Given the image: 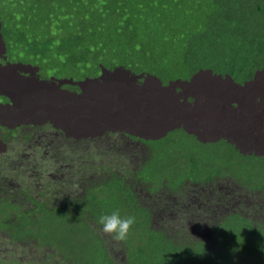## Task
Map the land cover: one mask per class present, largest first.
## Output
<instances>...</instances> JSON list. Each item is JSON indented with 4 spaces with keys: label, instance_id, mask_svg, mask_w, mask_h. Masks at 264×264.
Returning a JSON list of instances; mask_svg holds the SVG:
<instances>
[{
    "label": "clouds",
    "instance_id": "1",
    "mask_svg": "<svg viewBox=\"0 0 264 264\" xmlns=\"http://www.w3.org/2000/svg\"><path fill=\"white\" fill-rule=\"evenodd\" d=\"M1 1H3V13L0 12V39L3 55L0 59V113H3L4 117L9 118V120L5 124L0 123V157L4 154L0 159L7 161L9 167L11 165L22 166L23 160L32 159L31 164L33 166L40 162L41 167H51L53 172V167H58V171H60L63 168L62 163L80 164L79 168L83 170H86L87 165L90 167L107 165L106 167H109L126 164L136 168H133L129 174L130 178L134 176L131 181L124 177L119 178L121 180L114 177V179H110L112 176L109 177L107 183H103L100 179L93 180L91 183L77 180L72 190L78 186L77 192L85 191V195L76 196L77 198H71L70 191L66 186L63 188L68 194L61 192L56 187L52 189L48 186L47 188L50 190L44 189V195L36 198L30 194L28 189L21 191V187L18 185H16L15 192L6 190V183L17 177L8 172L5 177L0 179V211L2 210V202L7 201L5 205L10 206L7 211L9 217L0 227V232L9 235L14 241L12 244L22 243L24 245L19 250L11 246L14 252L10 249L4 252L3 257L0 258V264H36V262L37 264H52L54 248L48 241L49 238L56 240L59 245L62 259L57 262L58 264L61 262H69L70 264L82 262L80 259V242L90 230L98 237V240L91 239L90 244L95 245L100 242L107 255V249L111 247L112 243H117L120 246L127 245L129 251L127 263L129 264L128 260L132 257L131 244L145 235L143 223L148 225L151 231L163 233L167 238H171L175 244L183 243L188 238H197L193 236L192 232L178 230L174 239L167 234L168 227L161 226L164 225L162 219L169 216L164 217V215L172 211V207H175L168 204L164 206L158 204L163 203L165 199V194L163 195L159 189L160 182L164 177L170 179V186L173 191H179L186 183L204 184L212 179H222L231 174L239 179L240 175H236V171L243 173L244 176L256 178L253 174L254 166L260 167V162L264 161V158L254 157L250 155L251 153H244L226 141H221L218 144H205L204 140L196 134L198 132L192 129V126L197 124L196 121L184 124V119L188 113L190 116L197 115L202 110L198 105L192 108L195 113L182 108V103L176 97L178 93L174 86L183 85V87H187L194 82V78L199 79L202 76L201 73H209L222 83L229 81L239 86L241 91L249 90L251 92L250 84L254 83L257 79L256 76L264 70V66L251 74L240 73L241 76H238L235 73L237 65L228 61L226 72L223 74L218 73L219 64H214L211 65L212 68L190 70L179 76H175V73L168 69L165 76H159L154 71L150 61L151 51L156 49L157 44L153 34L141 33L140 28L137 36V27L132 24L134 17L123 14V12H121V17H112L111 21L106 23L104 19L97 18L95 14L99 10L95 7V10L90 12L91 15L93 14L92 16L96 17L93 24H97V29L106 31L109 36L116 40L115 44L108 46V60L96 62L89 59V63L70 60L63 70L56 71L55 66L52 69L47 66V57L44 56V52L47 43L54 42L52 35L57 28L45 27L42 36L35 35V33V39L28 43L25 58L23 60L12 58L14 48L12 43L22 45L23 40L18 30L14 29L10 23L11 17L4 13V6L20 8L25 5L16 6L13 2ZM198 1L202 2L203 0ZM124 33H130L131 36L121 37L120 35ZM203 35L194 38L193 42L202 39ZM190 46L185 45L184 48ZM189 61L190 64L187 67H191L193 62L195 64L193 59ZM46 71L49 74H46ZM62 83H68V85L62 86ZM259 83H263V81ZM46 85L49 88L54 86L55 99L51 106L52 112L46 114L44 123H40L38 118L34 120L32 118L35 115V109H39L38 106L47 101ZM261 85L259 89L264 86V84ZM58 92L67 96L64 102H59L57 99L56 93ZM195 95L188 92L187 97H194ZM192 97H190L189 102H192ZM114 98V106L121 105L124 113L122 124L115 127L112 132L104 130L95 133L93 138L88 134H82L77 142H72L65 136L67 127L61 124L60 119L74 114V105L86 115V119L82 120L81 123L90 125L97 122L98 113L112 103ZM48 102L51 101L48 100ZM56 102L62 103V105L59 106L55 104ZM241 103L245 105V102ZM14 104H19L30 111L32 113L31 118L28 119L30 113H22L19 117L18 113L22 108L14 110L12 107ZM165 107H172L173 111L178 114L170 124L158 123L156 119L157 113ZM42 109L44 110V108ZM109 115L112 117L113 113L110 112ZM50 119L53 120L54 127L47 123ZM256 124V131L264 135V115H261V121ZM110 133L121 135L126 141L125 147H123V141H113L115 135ZM156 134L163 136L153 139L152 137ZM189 139L196 140L199 146L190 144ZM59 143L63 146L60 151L55 148V145H60ZM237 143L246 148L263 145V142L260 143L256 136L251 135L249 144H247L246 138H241ZM181 145L185 149H182ZM98 147H108L111 158L101 159L100 154L103 155V153L98 150ZM222 150L223 156L217 155ZM226 150L234 161L233 171L227 172L229 168L224 166L204 180L200 176L203 172L198 168L193 170L177 169L171 174L169 172L168 162L175 160L179 163L178 157L182 154L188 158L192 157L193 162L205 157L211 162H216L215 158L217 161L224 158ZM262 151H264V147ZM236 157L246 163L242 166L246 167L242 169V172L238 168ZM254 159L257 160V163ZM101 168L104 169L105 174L112 175L104 166ZM262 173L260 172V174ZM106 177L104 176V179ZM262 177L264 178L263 175ZM115 182L121 183V191L115 190ZM127 182L129 184H126ZM140 187H142L141 191ZM110 188L114 189L118 195V199L112 201L111 213H106L99 207L92 210H100L102 215L95 217L90 213L86 216L84 211L76 208L77 202L86 203L85 200L91 191L106 198V191ZM52 190L56 192H52ZM252 190L255 191V189ZM144 191L149 194L153 192L157 199L154 201L144 200L142 197ZM122 195L125 196L122 197ZM26 203L30 204L32 209L22 213L20 208L24 207ZM141 203L144 204V207L140 205ZM119 206L128 214L115 209ZM147 206L156 208L153 213L155 214V227H158L157 229H153L152 214ZM140 209H142V217L135 215V212ZM177 212V214H181L182 210L178 209ZM229 214L238 213L227 211L226 214L211 223L213 245L204 241L210 249L216 245L215 227L220 228ZM71 225H83L86 228L79 235H72V239L68 243ZM45 227L49 229L48 232L44 231ZM98 227L101 228L103 236L98 232ZM86 230L88 231L86 232ZM26 245L33 249L32 254L35 256L36 262L24 253ZM41 249L43 255L40 254ZM10 254L16 261L7 259V255ZM108 260L111 264L109 256Z\"/></svg>",
    "mask_w": 264,
    "mask_h": 264
},
{
    "label": "rangeland",
    "instance_id": "2",
    "mask_svg": "<svg viewBox=\"0 0 264 264\" xmlns=\"http://www.w3.org/2000/svg\"><path fill=\"white\" fill-rule=\"evenodd\" d=\"M26 3L30 4L20 8H15L11 5V7L7 5L4 6V13L11 16L10 23L12 26H14V29L18 30L23 40L22 45H15V43H12L14 48L12 50L13 56L11 57L22 60L25 58L26 52L28 51V43H31L35 39V33V35L42 36L45 27L50 29L52 27L64 25L63 21L58 19L60 13L62 14L63 4L59 3L57 0H52L50 4H45L44 0H27ZM46 11H48V13H50L52 16L49 17ZM145 11H147V9ZM150 11L151 10L149 9V12ZM0 12L3 13V1L1 0ZM149 12L144 13V17H149ZM199 19L200 22H202L205 21L206 18L204 19V17L201 16ZM139 29L140 27H137V36L139 35ZM158 32L159 34L168 33L173 36H179L176 35L177 33H175L173 27H169L165 30H158ZM178 32L180 33V30ZM120 36L126 38L130 37L131 34L124 33ZM46 74H49V72L46 71ZM201 75L202 76L199 79L194 78V82H192L191 85L187 87H183V85L174 86L178 93L176 97L182 103V108L188 112L195 113L192 111V108H195V106L198 105L200 110H202L201 113L192 116H190V114L187 112L188 115L186 116V119L188 120L184 119V124H189V122L196 121L197 124L193 125L192 129L195 132H198L196 134L199 136V138L204 140L205 144H218L221 141H226L229 144L235 145L244 153H251L250 155H253L254 157L264 158V151H262V148L264 147V135L256 131V123L260 122L261 115H264V86L263 88L259 89V87L262 86L261 84H264V70L256 76L257 79L254 81V83L250 84V87L252 88L251 92L249 90L241 91L239 86H236V84H233L229 81L222 83L219 79L213 78L209 73H201ZM261 81H263V83H259ZM64 85H68V83H62V86ZM61 90L64 92L63 89ZM188 92L196 94L194 97L190 96L193 98V100L191 99L192 102H189L190 97H187ZM101 93L104 96L102 90ZM56 94L59 102H64L67 99V96L61 92ZM46 95L47 101L41 103L38 106L39 109L35 107V115L32 118L33 120L38 118L40 123H44L46 114L52 112L51 106L55 99L54 86L49 88L46 85ZM48 100L51 102L49 103ZM241 102H245V105H242ZM114 103L115 98L112 103L107 105L98 113L97 122L90 125L81 123L82 120L86 119V115L82 113L79 108L76 107V105H74V114L67 118L64 117L60 119L61 124L64 127H67L65 136L70 141L77 142L80 140V136L82 134H88V136L93 138L95 137V133H100L104 130H109L112 132L115 127H117L119 124H122V117L124 113L122 106H114ZM55 104H58L59 106L62 105V103L58 102ZM12 107H14V110H20L22 108L18 113L19 117L22 113H30L28 119L31 118L32 113L24 107H21V105L14 104ZM42 108H44V110ZM110 112L113 113L112 117L109 115ZM177 115V112L173 111L172 107H165L159 113H157L156 119L158 123L170 124L175 120ZM8 120L9 118L4 117L3 113H0L1 124L7 123ZM47 123L54 127L53 120L50 119ZM110 134L115 135L113 141H123V147H125L126 141L121 135L115 133ZM250 135L256 136L260 143L263 142V145L260 147L257 146L255 148H246L237 143L241 138H246V142L249 144ZM160 136L163 135L156 134L152 138L155 139ZM189 143L196 147L199 146L198 142L194 139H189ZM55 146L58 151H60V148L63 147L61 144ZM181 148L185 149V147L182 145ZM108 149V147H98V150H101L103 153V155L100 154L101 159L111 158V154L108 153ZM225 153L226 154L224 158L221 159V161H217L215 158L216 162H211L206 157L193 162L192 157L188 158L182 154V156L178 157L179 163H177L175 160L168 162L170 166L169 172L171 174L177 169L184 168L193 170L198 168L203 172L200 176L201 179L204 180L206 177L220 170L224 166L229 168L227 172L230 170L233 171L234 161L231 159L230 155H228L227 150ZM3 155L0 158H2ZM217 155L223 156V150L219 151ZM32 162V159L23 160L22 166L11 165V167H9L7 161L0 159V179L5 177L8 172L14 176H17L13 181L6 183V190L15 192L16 185H18L21 187V191L28 189L30 194L36 198L37 196H43V190L48 189V186H50L52 189L56 187L61 192H66L63 188V186H66L70 191L71 198H73L76 196L85 195V191H76L78 186L72 190L73 185L77 180L88 181L91 183L93 180L100 179L103 181V183H107L109 182V177L112 176L110 179L115 178L117 180H121V177H124L131 181V178H134V176H131L130 178L129 174L133 171V168H136L132 165L126 164L111 165L109 167H106L107 165L94 167L87 165V167H85L86 170H83L79 168L80 164L62 163L63 168L58 171V167H53V172L51 167L46 166V168H43L40 166V162L39 164L36 163L33 166L31 164ZM101 166H104L107 171L112 173V175L105 174V171L101 168ZM235 174L240 175V178L238 179L231 174L228 175V177L222 179H212L211 181H208L204 184L186 183L179 191L171 190L170 179L164 177L160 182L159 189L163 195L165 194V199L163 203L160 202L158 204H162V206L165 204L175 206L172 207V211L167 212L164 215V217L167 215L169 216L165 219H162L164 221V225L162 224L161 226L168 227L167 234L175 239L176 231H189L193 233L194 237L202 239L209 245H213L211 223L226 214L227 211L238 213L241 216H244L246 219H250L254 222H257L258 224H262L264 227V189L260 191L252 190L257 187L258 179L261 178L262 175H260L258 170L255 169H253V174L256 178L244 176L242 175L243 173H238L237 171ZM104 176L107 177L104 179ZM126 184L129 183L127 182ZM133 184L134 182L132 185ZM141 190L142 187H140V191ZM167 190L173 194L166 192ZM52 192L56 191L52 190ZM124 196L125 195H122V197ZM142 197L146 201H154V199H157L153 192H151V194L145 192L142 194ZM112 201L113 199H110L109 203L112 204ZM140 205L144 207L143 203ZM147 208L152 214L151 221L153 229H157L158 227H155V214L153 213L156 208L154 209V207L151 208L148 206ZM31 209V205L28 203H26L24 207L20 208L22 213H24L25 210ZM115 209L119 210L121 213L124 212L128 214L120 206ZM178 209L182 210L181 214H177ZM48 230L49 229L45 227L44 231L48 232ZM97 230L102 236L104 235L100 227H98ZM48 241L54 248V258L52 264H58L57 262H60L62 259V257H60L59 245L56 240L52 238H49ZM13 242L14 241L9 235L0 232V258L3 257V253L7 252L8 249L13 251L11 246L19 250L24 245L22 243L14 245L12 244ZM40 252V254L43 255L42 249ZM107 252L111 264H128L127 259L129 257V251L127 245L123 244L120 246L117 243H112L111 247L107 249ZM24 253L36 262L35 256L32 254V248L27 246ZM236 258L237 260L240 259L239 256H236ZM7 259L16 261V259L11 254L9 256L7 255ZM60 264L70 263L61 262Z\"/></svg>",
    "mask_w": 264,
    "mask_h": 264
},
{
    "label": "trees",
    "instance_id": "3",
    "mask_svg": "<svg viewBox=\"0 0 264 264\" xmlns=\"http://www.w3.org/2000/svg\"><path fill=\"white\" fill-rule=\"evenodd\" d=\"M5 1L13 2L16 6L30 4L26 3L27 0ZM44 1L50 4L52 0ZM57 1L63 4L58 19L64 25L55 27L57 29L52 35L55 44L48 42L44 52L47 66L51 69L55 66L56 71L63 70L70 60L81 63H89V59L96 62L108 60V46L115 44L116 40L93 24L96 17L90 12L95 7L99 10L95 14L97 18L104 19L106 23L112 17H121L123 12L134 17L132 24L140 26L141 33L153 34L157 44L156 49L151 51L150 61L159 76H165L168 69L179 76L190 70L212 68L214 64H219L218 73L223 74L228 61L237 65L235 73L238 76H241L240 73L251 74L264 66V0ZM46 12L49 17L52 16ZM147 12L149 17L146 18L144 13ZM201 16L206 18L205 21L200 22ZM169 27H173L179 37L168 33L159 34L158 30ZM202 35V39L193 42L194 38ZM185 45H191V48H184ZM192 59L195 64L193 62L191 67H187ZM254 161L257 163L256 159ZM236 163L241 172L246 168L242 167L246 163L238 157ZM260 163V167L254 166V169L259 174L263 172L260 175L264 176V161ZM114 184L115 190L121 191V183ZM263 189L264 178L261 176L255 190ZM115 190L110 188L106 191V198L91 191L86 203L77 202L76 208L84 211L86 216L90 213L95 217L102 215L100 210H92L99 207L111 213L110 198L113 201L118 199ZM6 202H2L0 227L9 217L7 211L10 206L5 205ZM141 212L142 209L136 211L135 215L142 217ZM143 224L145 235L131 244L129 264H264V227L239 214H229L220 228L215 227L216 245L213 249L197 238H188L183 243L175 244L171 238L151 231L148 225ZM85 228L83 225H71L68 243L72 235H79ZM87 235L80 242L82 262L74 264H110L104 246L100 242L90 244L91 239L98 240V237L91 230ZM236 256L240 259L237 260Z\"/></svg>",
    "mask_w": 264,
    "mask_h": 264
},
{
    "label": "bare ground",
    "instance_id": "4",
    "mask_svg": "<svg viewBox=\"0 0 264 264\" xmlns=\"http://www.w3.org/2000/svg\"><path fill=\"white\" fill-rule=\"evenodd\" d=\"M2 55H3V46H2V41L0 39V59H1Z\"/></svg>",
    "mask_w": 264,
    "mask_h": 264
}]
</instances>
